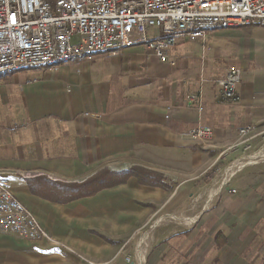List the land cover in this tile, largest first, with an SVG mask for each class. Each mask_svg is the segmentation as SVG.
Wrapping results in <instances>:
<instances>
[{
  "label": "crops",
  "instance_id": "0c3cea01",
  "mask_svg": "<svg viewBox=\"0 0 264 264\" xmlns=\"http://www.w3.org/2000/svg\"><path fill=\"white\" fill-rule=\"evenodd\" d=\"M0 174L53 240L0 236V264H161L170 247L165 264H264V244L244 256L264 241V27L179 35L165 63L137 46L1 76Z\"/></svg>",
  "mask_w": 264,
  "mask_h": 264
},
{
  "label": "built area",
  "instance_id": "2783aa9c",
  "mask_svg": "<svg viewBox=\"0 0 264 264\" xmlns=\"http://www.w3.org/2000/svg\"><path fill=\"white\" fill-rule=\"evenodd\" d=\"M247 26L264 27V0H0V70L52 69L95 55L143 46L161 63L177 37L203 39L209 32ZM150 30L159 35L150 37ZM73 55L72 63L63 56ZM147 59V58H146ZM239 69L218 81L222 98L239 102ZM193 96L186 97L192 106ZM168 113L170 107H166ZM251 128L239 132H248ZM210 128L189 132L207 140ZM0 236L53 243L30 211L11 193L0 174ZM128 260V259H127Z\"/></svg>",
  "mask_w": 264,
  "mask_h": 264
},
{
  "label": "rangeland",
  "instance_id": "374dc122",
  "mask_svg": "<svg viewBox=\"0 0 264 264\" xmlns=\"http://www.w3.org/2000/svg\"><path fill=\"white\" fill-rule=\"evenodd\" d=\"M228 52H230L229 54H231L232 52H233V50L231 51V50H229ZM234 53V52H233ZM228 57H230V55H228ZM252 132V131H251ZM250 132V133H251ZM240 135V134H239ZM248 136V134L246 135V136H241V137H247ZM232 162V161H231ZM231 162L229 161V162H227V164H231ZM230 166H233L232 164L231 165H229L228 166V168L230 167ZM227 168V167H226ZM223 170V169H222ZM214 174H217V171L216 172H214ZM207 180H209V177H206L205 179H201V181L200 182H198V186H202V185H204V184H206L207 183ZM179 218H184V217H179ZM161 221H164V219L163 220H161ZM216 237H218L217 238V242L219 241H222V240H225L223 237H222V235H221V233L220 232H216V233H214L213 235H211L210 237L207 235V233L205 232V234L203 233V234H200L199 236L197 235V240L198 239H201L200 241H201V243H202V240H207V239H209V240H211L212 239V243H213V247H215L216 248V250L217 249H219L216 245H215V238ZM12 238H14V237H12ZM22 241H24V242H27V241H25V240H22ZM203 241V242H204ZM185 243H188V241H186ZM254 243H261L260 245H259V247L257 248V249H259L260 248V246L261 245H263L264 244V241L263 240H257L256 239V241L254 242ZM184 247V252L188 249V245H186V244H184L183 245ZM261 249V248H260ZM259 249V250H260ZM255 251H256V249H254L253 251H251L250 250V247H249V249H245V253H244V256H248V255H252V253L255 255Z\"/></svg>",
  "mask_w": 264,
  "mask_h": 264
},
{
  "label": "trees",
  "instance_id": "16d2710c",
  "mask_svg": "<svg viewBox=\"0 0 264 264\" xmlns=\"http://www.w3.org/2000/svg\"><path fill=\"white\" fill-rule=\"evenodd\" d=\"M136 171V172H135ZM132 172L134 173L135 176H138V170H132ZM132 174V173H131ZM186 235H188V233H186ZM217 238H215V245L218 247V248H221L225 245V240H222V241H218L217 242ZM261 243H255V247H251L253 250L254 249H257L259 247ZM173 252H172V248L170 247L169 250L163 255L162 257V260H161V264H165L166 262H170L171 258L173 257L172 256Z\"/></svg>",
  "mask_w": 264,
  "mask_h": 264
},
{
  "label": "bare ground",
  "instance_id": "6f19581e",
  "mask_svg": "<svg viewBox=\"0 0 264 264\" xmlns=\"http://www.w3.org/2000/svg\"><path fill=\"white\" fill-rule=\"evenodd\" d=\"M73 62V55H66V56H63V63H72ZM6 74H9V70H0V77L1 76H3V75H6ZM250 132H251V130H250ZM240 133V135H242V136H246L247 134H248V132H239ZM262 157V156H261ZM254 158V157H253ZM246 161H248V160H246ZM251 161V160H250ZM238 162V161H237ZM238 165V164H237ZM236 167V166H235ZM232 173V172H231ZM227 175V174H226ZM226 177V176H225ZM222 179V178H221ZM223 181H225L224 179H223ZM219 182V181H218ZM221 182V181H220ZM217 185H218V183H217ZM218 187V186H217ZM211 189V188H210ZM212 189H214L213 187H212ZM218 190H219V188H217ZM216 191V190H215ZM208 193V192H207ZM211 195V194H210ZM209 196V195H208ZM207 196V197H208ZM208 199V198H207ZM209 202V201H208Z\"/></svg>",
  "mask_w": 264,
  "mask_h": 264
}]
</instances>
